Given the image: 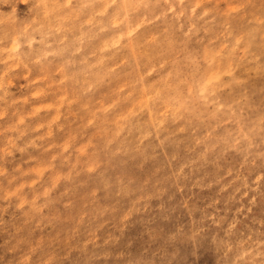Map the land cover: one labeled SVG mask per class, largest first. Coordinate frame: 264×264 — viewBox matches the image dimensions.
I'll use <instances>...</instances> for the list:
<instances>
[{"label": "clouds", "instance_id": "1", "mask_svg": "<svg viewBox=\"0 0 264 264\" xmlns=\"http://www.w3.org/2000/svg\"><path fill=\"white\" fill-rule=\"evenodd\" d=\"M24 2L32 18L0 33V57L39 65L46 56L35 54L34 36L62 30L63 10L73 0ZM228 2L227 12L213 0L82 5L93 9V21H105L100 31L125 40L117 51L132 49L117 65L128 77L127 91L118 89L104 107L92 97L105 77L82 87L86 120L57 146V162L49 161L34 185L8 201H23L19 213L10 218L0 207V264H264V227L249 232L234 217L206 208L181 218L173 199L193 169L226 152L264 163V102L245 76L247 66L264 58V0ZM29 147L35 141L16 150ZM25 175L0 164V191Z\"/></svg>", "mask_w": 264, "mask_h": 264}, {"label": "rangeland", "instance_id": "2", "mask_svg": "<svg viewBox=\"0 0 264 264\" xmlns=\"http://www.w3.org/2000/svg\"><path fill=\"white\" fill-rule=\"evenodd\" d=\"M85 3L87 0H73L72 5L63 10L62 30L45 37L34 36L36 43L32 48L35 54L46 56L39 65L25 61L27 66H17L7 54L0 57L12 66V71H7L6 65L0 63V97H3L0 111L6 113L0 119V164L6 172L22 171L26 174L21 181H5L0 191L3 197L0 207L10 218L19 213L23 201L12 206L8 201L20 188L27 191L34 185L35 177L49 161L57 162V146L66 145L69 135L78 131L86 120L82 102L78 99L82 87L105 77L104 84L92 97L94 103L104 107L118 89L127 91L128 77L117 65L132 49L117 51L125 40L117 39L115 31H100L105 21H93V9L82 7ZM213 4L220 12L233 7L228 0H213ZM30 7L24 0L0 3V33L10 32L13 26H21L30 20L33 15ZM85 16L89 21L87 25L83 24ZM260 65H264V58L247 66L245 76L264 102V68ZM112 69L119 73L117 78L107 75ZM87 123L91 125L92 121L87 119ZM17 127L19 131H13ZM88 131L89 136L94 134L91 129ZM21 132V139L15 140ZM32 141L36 147H29L27 151L16 150ZM86 142L87 138L79 144L81 151ZM48 176L49 173L45 172V180ZM202 182L209 186L205 187ZM57 188L61 189V186L57 185ZM30 198L34 195L30 194ZM173 199L181 218L191 209L206 208L213 216L219 211L221 215L234 217L237 225L247 226L249 232L253 225L264 227V163L256 162L243 152H226L211 162V166L202 170L198 165L193 169L192 179L175 187Z\"/></svg>", "mask_w": 264, "mask_h": 264}]
</instances>
